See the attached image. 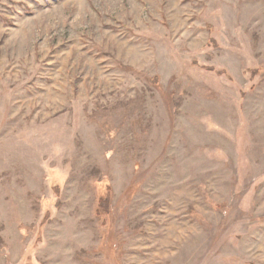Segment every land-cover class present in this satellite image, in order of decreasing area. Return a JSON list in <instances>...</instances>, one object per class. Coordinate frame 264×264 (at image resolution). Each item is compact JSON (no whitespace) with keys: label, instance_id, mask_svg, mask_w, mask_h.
Returning a JSON list of instances; mask_svg holds the SVG:
<instances>
[{"label":"rangeland","instance_id":"1","mask_svg":"<svg viewBox=\"0 0 264 264\" xmlns=\"http://www.w3.org/2000/svg\"><path fill=\"white\" fill-rule=\"evenodd\" d=\"M0 264H264V0H0Z\"/></svg>","mask_w":264,"mask_h":264},{"label":"trees","instance_id":"2","mask_svg":"<svg viewBox=\"0 0 264 264\" xmlns=\"http://www.w3.org/2000/svg\"><path fill=\"white\" fill-rule=\"evenodd\" d=\"M100 205H101V203H100Z\"/></svg>","mask_w":264,"mask_h":264}]
</instances>
